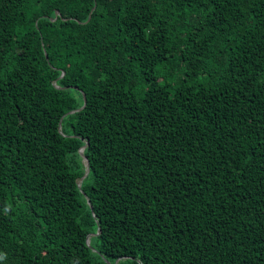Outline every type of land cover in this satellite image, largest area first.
I'll use <instances>...</instances> for the list:
<instances>
[{
	"label": "trees",
	"instance_id": "16d2710c",
	"mask_svg": "<svg viewBox=\"0 0 264 264\" xmlns=\"http://www.w3.org/2000/svg\"><path fill=\"white\" fill-rule=\"evenodd\" d=\"M0 264H264V0H0Z\"/></svg>",
	"mask_w": 264,
	"mask_h": 264
},
{
	"label": "water",
	"instance_id": "95a60500",
	"mask_svg": "<svg viewBox=\"0 0 264 264\" xmlns=\"http://www.w3.org/2000/svg\"><path fill=\"white\" fill-rule=\"evenodd\" d=\"M58 14V13H57ZM74 111H71V112H69V113H73ZM60 125H61V123H59V130H60ZM85 148V146H83V147H81V149L79 150V154H80V156L83 158V162H84V164H85V173H84V175H83V177L82 178H80V180H79V182H78V186L80 187V184H81V182H82V179L87 175V173L89 172V165H88V161H87V159H86V157L83 155V149ZM87 203H89L88 201H87ZM98 231H99V229H98ZM97 235V234H96ZM86 243H87V245L89 244V238H87V240H86Z\"/></svg>",
	"mask_w": 264,
	"mask_h": 264
}]
</instances>
